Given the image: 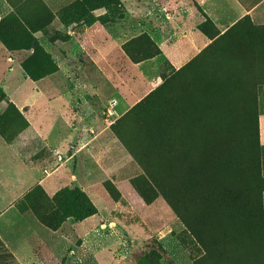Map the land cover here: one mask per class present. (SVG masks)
<instances>
[{"label": "rangeland", "instance_id": "rangeland-1", "mask_svg": "<svg viewBox=\"0 0 264 264\" xmlns=\"http://www.w3.org/2000/svg\"><path fill=\"white\" fill-rule=\"evenodd\" d=\"M159 2L0 0V33L6 43L0 42L18 60L17 77L8 89L17 92L21 78L28 80L23 86L34 90L29 102L48 108V118L57 121L49 148L33 135L5 141L11 150L0 154V172L10 187H0V264H25L16 258L24 256L20 245L30 261H38L48 256L49 242L48 247L59 244V256L49 264H68L70 250L81 246L86 235L96 257L111 264H220L215 227L204 226L201 242L194 240L165 198L157 195L146 202L132 185L142 171L141 133L166 113L164 122L178 124L212 106L220 109L219 117L251 133L253 120L260 168L249 183L251 209H264V107L258 99L263 84L259 92L254 87L247 23L242 18L239 28L219 33L205 15L202 32L209 41L197 51L184 41L169 42L166 2ZM156 27L165 33L164 41L154 39ZM110 99L115 100L114 114L105 119ZM0 101L10 102L5 94ZM251 161L250 169L258 168ZM74 186L97 212L74 221L61 209L54 216L64 220L56 229L43 225L38 213L55 209L46 200ZM27 196L37 206L26 202ZM261 233L264 237L263 226ZM252 235L255 240L246 249H223L242 264H264V238L257 228Z\"/></svg>", "mask_w": 264, "mask_h": 264}, {"label": "trees", "instance_id": "trees-1", "mask_svg": "<svg viewBox=\"0 0 264 264\" xmlns=\"http://www.w3.org/2000/svg\"><path fill=\"white\" fill-rule=\"evenodd\" d=\"M248 20V16H244L242 21ZM234 27L236 25L230 29ZM200 28L203 30L204 24ZM259 33L247 26L246 59L250 65L254 64V87L257 86V91L259 85L264 84V38L259 37L264 32ZM0 40L6 43L2 33ZM259 68L263 70L259 71ZM257 91L254 92L255 101ZM0 92L2 97L4 94ZM209 110H215V113L208 114ZM218 110L208 107L207 112H199L189 120L186 115L178 124L168 120L164 122L163 119L168 118L170 113H166L164 118H157L144 134L141 133L139 148L142 152V171L132 178V185L146 202L157 195L165 198L183 221L185 231L195 236L194 240L201 242L204 226L215 227L219 234L217 257L220 264H242L236 255L223 248L236 246L244 249L246 244L254 242L253 235H249L256 228L259 238H264L261 233L264 209L259 207L253 213V191L249 187L252 173L260 168L257 159L259 147L253 120V132H247L240 123L234 124L233 120L219 117ZM171 114L175 117L178 112ZM27 124L11 102L0 111V135L5 141L11 142ZM251 158L258 168L250 169ZM138 180L142 182L138 183ZM259 193L260 190L256 192V201H260ZM24 200L31 206H37L34 200L28 201V196ZM46 201L54 205L55 209L47 210L44 214L38 213V219L51 230L63 222V218L54 216L62 210L74 221L83 220L97 212L94 204L77 186L68 190L61 188ZM229 214L232 216L225 218Z\"/></svg>", "mask_w": 264, "mask_h": 264}, {"label": "crops", "instance_id": "crops-1", "mask_svg": "<svg viewBox=\"0 0 264 264\" xmlns=\"http://www.w3.org/2000/svg\"><path fill=\"white\" fill-rule=\"evenodd\" d=\"M165 2V8L167 10L166 15L169 17L166 21L168 24L169 36L167 38H169V42H172L173 44L175 43V40L176 42L184 41L188 44V46H190V49H197V51L206 45V42L209 40H207V36L200 28V26L205 24V15L211 17L217 26L219 33L227 31L234 25H236V27L233 29L239 28L241 24L240 20L244 16H248L249 20L246 21V23L249 29L255 28L260 32L259 34L264 32V0H160L159 3L165 4ZM160 23L161 20L159 21V24ZM156 30H158V32H156ZM159 30L161 29L156 27L153 35L157 42L164 41L166 37L165 33H159ZM259 37L264 38V33H262ZM11 63H13V66ZM16 64H18V60L15 51L11 52L0 42V87H2L6 98H8L9 101L15 105L28 123L27 126L13 138L12 142L22 141L25 137L33 135L35 138H40V140L45 143V146L49 148L50 145L48 143L50 138H52L55 134L54 128L56 127L57 121L52 120V117L48 118V108L43 109L41 106L37 107V105L29 102V100L34 96L31 93L34 90L31 91V86L29 85L28 87L23 86L28 82V80H24L23 77L21 78L22 85H19L16 88L17 92L12 93L10 89H8V83L11 79L15 80L17 77L14 68ZM12 94L15 95V98L12 97ZM260 94L261 95H259L258 99L260 103L262 102L264 107V84L262 85ZM261 99L262 101H260ZM111 100L114 99H110L108 101V105ZM7 102L8 101H0V111L6 107ZM38 108L39 110L44 111L38 114L36 111ZM53 117L56 118V116ZM62 133V126L59 124V136ZM7 149L11 150V147L5 143L4 138L0 135V154ZM51 149L54 150V147L52 146ZM2 174L3 173L0 172V187L1 189H9L10 183L2 177ZM1 189L0 194L2 193ZM10 189H13V187ZM49 234H47V236ZM88 237L90 236L86 235L83 238L81 246L70 250L68 264H111L105 262V260H100L99 257H96V247L88 246L86 244V238ZM48 244L46 250L48 256L38 259V261L36 259V261H30L27 256L29 253L27 252L25 245L17 247L21 255L23 254L24 256L19 257L15 254L14 255L16 258L24 261L25 264H28V262L29 264H49L52 263L51 261H55L54 259L56 257L58 258L59 244L52 243V246L49 247ZM15 253L17 254V252ZM86 254H88V257L83 256ZM55 263L59 264L58 260H56Z\"/></svg>", "mask_w": 264, "mask_h": 264}, {"label": "built area", "instance_id": "built-area-1", "mask_svg": "<svg viewBox=\"0 0 264 264\" xmlns=\"http://www.w3.org/2000/svg\"><path fill=\"white\" fill-rule=\"evenodd\" d=\"M115 104V100H111L109 102V106H111V109H108L107 112L105 113V119H108L109 117H111L114 113H113V105Z\"/></svg>", "mask_w": 264, "mask_h": 264}]
</instances>
